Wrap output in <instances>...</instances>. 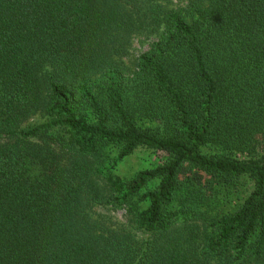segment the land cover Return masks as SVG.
Instances as JSON below:
<instances>
[{
  "label": "trees",
  "instance_id": "trees-1",
  "mask_svg": "<svg viewBox=\"0 0 264 264\" xmlns=\"http://www.w3.org/2000/svg\"><path fill=\"white\" fill-rule=\"evenodd\" d=\"M0 264H264V0H0Z\"/></svg>",
  "mask_w": 264,
  "mask_h": 264
},
{
  "label": "rangeland",
  "instance_id": "rangeland-1",
  "mask_svg": "<svg viewBox=\"0 0 264 264\" xmlns=\"http://www.w3.org/2000/svg\"><path fill=\"white\" fill-rule=\"evenodd\" d=\"M161 158L162 155H160V153L139 147L118 163L116 173L122 177H128L139 169L152 167L157 164ZM110 213L121 220L123 211L122 209H116L112 210Z\"/></svg>",
  "mask_w": 264,
  "mask_h": 264
}]
</instances>
